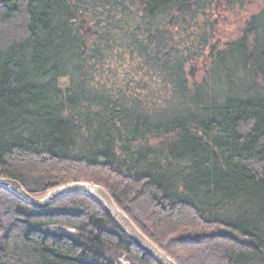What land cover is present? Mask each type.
<instances>
[{
  "label": "trees",
  "instance_id": "1",
  "mask_svg": "<svg viewBox=\"0 0 264 264\" xmlns=\"http://www.w3.org/2000/svg\"><path fill=\"white\" fill-rule=\"evenodd\" d=\"M95 2L0 0V177L31 195L99 185L176 264H264V100L202 89L212 78L191 82L185 56L208 43L184 27L210 23L211 1ZM261 18L247 28L255 45L211 54L214 78L264 85ZM118 253L154 264L87 197L38 211L0 189V264H115Z\"/></svg>",
  "mask_w": 264,
  "mask_h": 264
},
{
  "label": "rangeland",
  "instance_id": "2",
  "mask_svg": "<svg viewBox=\"0 0 264 264\" xmlns=\"http://www.w3.org/2000/svg\"><path fill=\"white\" fill-rule=\"evenodd\" d=\"M98 0H71V3L81 6L86 5L87 7H95ZM100 1V0H99ZM211 4L209 7H206L204 10L208 14L206 17H210V23H207L203 26V21L200 17H195V22L193 20L186 19V26L184 27V33L196 36L199 32L205 33L204 37H201V40H206V46L204 49H200L198 45H189L186 47L185 56H191L194 58L191 66L188 70H193L191 82H194L198 85L203 83V80L207 75L212 78H208V82L205 85L202 84L205 89L208 84L210 91H220L232 94H242L244 97L252 96L262 98L264 100V85L257 80H254L245 74H240L239 72L231 75V69L227 70V73H230L231 76L229 80L216 79L212 74V65H211V54L217 51H224L228 49V46L232 43H236L244 38V40L250 45H255L259 38L258 33H253L247 28L252 17H258L264 11V0H210ZM100 7H108L107 2H104L103 5L99 4ZM104 9V8H103ZM99 12L102 11L98 8ZM107 12V11H103ZM110 10H108V13ZM111 18V17H110ZM261 21L256 23L257 28L259 27L260 31L263 29L261 26H264V18L260 19ZM255 26V27H256ZM253 28V27H252ZM207 30V31H206ZM196 37H200L196 36ZM261 42L259 47L264 48V37H261ZM198 44V42H197ZM214 45L216 47L215 51H211V47ZM259 52L261 50H258ZM228 68V67H226ZM107 70V67L104 69ZM114 74L118 76V83L121 82L119 74L123 73L126 69L119 67L113 68ZM221 73L220 75H222ZM224 78V76H222ZM260 79V78H259ZM117 88V87H116ZM244 92V94H243ZM152 144H154L152 142ZM86 182V181H78ZM68 183V182H67ZM45 194V193H43ZM43 194L35 195L36 197H42ZM115 264H132L129 257L122 253L114 255Z\"/></svg>",
  "mask_w": 264,
  "mask_h": 264
},
{
  "label": "water",
  "instance_id": "3",
  "mask_svg": "<svg viewBox=\"0 0 264 264\" xmlns=\"http://www.w3.org/2000/svg\"><path fill=\"white\" fill-rule=\"evenodd\" d=\"M0 189L9 191L22 203L38 211L46 210L71 196L87 197L96 202L115 228L128 239L136 250L154 264H176L169 255L137 229L124 212L117 207L107 191L99 185L91 182H68L48 190L42 197H36L28 193L17 181L0 177Z\"/></svg>",
  "mask_w": 264,
  "mask_h": 264
}]
</instances>
